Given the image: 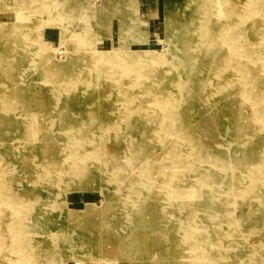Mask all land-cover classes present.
Instances as JSON below:
<instances>
[{
    "label": "rangeland",
    "instance_id": "374dc122",
    "mask_svg": "<svg viewBox=\"0 0 264 264\" xmlns=\"http://www.w3.org/2000/svg\"><path fill=\"white\" fill-rule=\"evenodd\" d=\"M207 23L219 29L200 40ZM143 52L171 53L175 73ZM249 85L258 97L245 100ZM263 90L264 0H0V264H259L264 227L250 224L264 220V198L247 197V186L213 188L224 204L214 222L203 220L211 227L200 250L183 232L198 203L210 209L199 184L242 175L146 172L150 157L170 174L219 169L230 107L231 120L240 116L263 141L264 113L252 114ZM173 147L180 156L171 161ZM190 202L194 210L172 218L176 203ZM230 218L240 227L220 240L219 222Z\"/></svg>",
    "mask_w": 264,
    "mask_h": 264
},
{
    "label": "bare ground",
    "instance_id": "6f19581e",
    "mask_svg": "<svg viewBox=\"0 0 264 264\" xmlns=\"http://www.w3.org/2000/svg\"><path fill=\"white\" fill-rule=\"evenodd\" d=\"M191 6V5H190ZM183 11V10H182ZM177 13V12H176ZM188 13V12H187ZM240 13V12H239ZM184 14V13H183ZM188 15V14H187ZM253 15V14H252ZM176 17V16H175ZM180 18V17H179ZM171 19V18H170ZM169 19V20H170ZM244 21H246L245 19H243ZM181 21V20H180ZM179 21V22H180ZM178 22V23H179ZM197 23H195L194 22V25H196ZM248 24V23H247ZM249 25V24H248ZM195 29H196V27H195ZM217 30V29H219L218 27H216V28H214L212 25H210V24H202V29H200V31L196 34L195 33V31H194V33H195V36H197L200 40H206V38L207 37H209V36H207L206 34H208V33H210L211 32V30ZM245 33L248 35V34H252L251 33V31H250V27H248L247 26V30H245ZM231 48H232V46H231ZM185 52V51H184ZM72 53V52H71ZM144 53V52H143ZM100 55H102V54H100ZM136 55V54H135ZM149 55H152V56H154V55H156V54H154V53H152V52H146V53H144L142 56H144L145 58H147L148 60H149V62H153L152 64H156V65H159V64H161L162 66H166L167 67V70H166V72H167V75L168 74H171L172 72H174L175 73V64H173V63H171V62H173V61H171L168 57L169 56H171V53H169L168 55H166V57H164L163 59H160L161 58V56L159 57H157V58H153L152 56H150V57H148ZM182 55V54H181ZM187 55V54H186ZM73 57V56H72ZM75 58V57H74ZM111 58H112V56H111ZM127 58V57H126ZM178 57L176 56V57H174L173 56V60L175 59H177ZM108 60H109V57H108ZM148 60H146L145 62H148ZM179 60V59H178ZM126 61V60H125ZM15 62V61H14ZM209 62V61H208ZM159 63V64H158ZM195 63V62H194ZM150 64V63H149ZM76 66V65H75ZM146 66V65H145ZM98 67V66H97ZM155 67V66H154ZM157 67V66H156ZM76 68V67H75ZM96 68V67H95ZM78 69V68H77ZM87 70V69H86ZM98 70V69H97ZM143 70V69H142ZM185 71V70H184ZM183 71V72H184ZM198 71V70H197ZM85 72H87V71H85ZM97 73V72H96ZM86 74V73H85ZM184 74V73H183ZM194 74V73H193ZM66 74L64 73V75H63V79H65L66 78V76H65ZM100 75V74H99ZM76 76V75H75ZM98 76V75H97ZM107 76V75H106ZM84 77V76H83ZM99 77V76H98ZM181 77H182V75H178L177 76V78L179 79V81H181ZM79 78V77H78ZM107 78V77H106ZM190 78H192V77H190ZM202 78V77H201ZM105 79V78H104ZM216 79V78H215ZM96 80V79H95ZM99 80V79H98ZM244 80V79H243ZM8 81V80H7ZM102 81V80H101ZM190 81V80H189ZM245 81V80H244ZM260 81V80H259ZM98 82V81H97ZM169 83V82H168ZM174 83V82H173ZM177 84L178 83H180V82H176ZM212 83V82H211ZM244 83V82H243ZM262 83H263V81H262ZM65 84V83H64ZM88 84V83H87ZM86 84V85H87ZM176 84V85H177ZM228 84V83H227ZM231 84V83H230ZM245 84V83H244ZM248 84V83H247ZM253 84H256V83H253ZM102 85V84H101ZM180 85V84H179ZM226 85V84H225ZM224 85V86H225ZM263 85V84H262ZM111 86V85H110ZM178 86V85H177ZM212 86V85H211ZM215 86V85H214ZM107 87V86H106ZM109 87V86H108ZM181 87V86H180ZM103 88V87H102ZM104 89H106V88H104ZM173 89V88H172ZM176 89V88H175ZM96 90V89H95ZM103 90V89H102ZM188 90V89H187ZM225 90H226V88H225ZM259 90H260V88H259ZM100 91H101V89H100ZM105 90H103V92H104ZM117 91V90H116ZM178 91V90H177ZM185 91H186V89H185ZM190 91V90H189ZM193 91V90H192ZM264 91V90H263ZM226 92V91H225ZM101 93V92H100ZM105 93H107V92H105ZM258 91H256V92H254L252 89H251V87H250V85H249V87L247 86L246 87V89H245V91L243 92V94H241V97L243 98V99H245V100H247V98H249V97H251V96H254V97H258ZM113 95V94H112ZM111 95V96H112ZM226 95V94H225ZM261 94H259V96H260ZM232 96V95H231ZM224 97V96H223ZM208 98V97H207ZM206 99V98H205ZM215 99V98H214ZM226 99V98H225ZM207 100V103H209L208 101L210 100H208V99H206ZM227 100V99H226ZM111 101V100H110ZM124 101V100H123ZM178 101L179 100H177L176 102H174L173 104H176L177 106H178ZM219 101V100H218ZM223 102V101H222ZM224 103V102H223ZM171 104H172V102L170 103V101H168V100H166L165 102H164V104L162 105V104H160L159 103V105H162L163 106V109L164 110H168V109H166V108H168V106H171ZM217 103H215V105H216ZM221 104V103H220ZM216 106H218V105H216ZM264 106V105H263ZM263 106L260 104L259 106H257L256 107V109H253V111H252V114L253 115H255V116H257V115H260V116H257V118L258 119H261L262 120V116H261V114L262 113H264L263 111ZM232 108L230 107V108H228V110H227V117H228V119H227V123L224 125V127H223V130L221 131V133L218 135V137H219V139H220V141H219V144H217V148H221V151H220V155H221V157L220 158H218V159H216V160H218L219 162H220V167H219V169H207V171L205 172L206 174H202V173H199V172H196L197 171V167H194L193 169H191V168H189V170H187V171H179V172H174L173 170V172H171L172 174H170V173H168L167 171L168 170H170V167L169 168H166V167H164V169L162 170V169H155V167L151 164V159L153 158V157H150V160H148V162H149V171H147L146 173L147 174H150L152 171H156V172H158V171H160V172H158V173H160V175H161V177H164V178H169V177H176V178H179L178 179V181H181L182 180V178H184L187 174L189 175L191 172H193L194 174L195 173H197V174H200L199 175V177H200V179H199V181H205L207 178L208 179H213V181H214V179H216V180H219V178H213V176H215V177H219V176H221V177H224V175H235L236 173H239L240 175H242L241 177H242V179H241V177H240V180L239 179H232L231 181H224V182H222V183H219V182H210V184H207L206 186H203V184H199V186H201L202 187V192L204 193V197H205V199L207 198V199H209L210 201V203H211V206H210V209L208 210H206L205 208H202V205L204 204V201H202V204H201V202L200 203H198V202H190V203H188V205L190 204V206H185V209L184 208H182L181 207V205L182 204H179L178 205V203H176L175 205L172 203V205H174L175 206V209H176V211L174 212L175 213V215H173V217L172 218H174V217H176L177 215H176V213H181V212H183V211H185V214H186V212H188L187 214H189V212H191L192 210H196V217L195 218H189V219H187L185 222H184V228H185V230H183V232H185V233H187V235H188V237H186V239L188 238H190V239H195L196 238V240H198L197 241V243H194L193 244V246H194V250L196 251V250H200V243H202V242H206L208 239H207V237H208V232H209V230H210V228H209V226L211 227V224L210 223H207L209 226H206V224H203V220H207V218L208 219H210L211 221H213V217L211 216V213L212 212H218V211H220V210H218L217 208H216V206H217V204L216 203H219V207L221 206V204L223 203L224 204V202L221 200V202H218V200L217 201H215L214 200V197H212V192H214V190H213V188H215V187H218L219 189H222V188H224L225 186L226 187H230V189L231 190H229V192H232V193H234V191H236V190H234V186H236V185H241V186H247L248 187V189H249V191H247L245 194L246 195H248L247 197H252L253 199H256L257 201H259V200H261L262 198H264V140L263 141H260V139H262V134L260 133V132H258L257 130H251L250 132L248 131V133H246V130H247V128H241L240 126V122H241V119H240V116H238L237 117V119H236V117H234V119L233 120H231V112H232ZM128 111V110H127ZM137 113V112H136ZM202 113V112H201ZM127 114V113H126ZM140 114V113H139ZM140 117H141V115H140ZM178 117V116H177ZM179 118H181V116L179 115ZM182 119V118H181ZM229 121V122H228ZM260 122V121H259ZM249 126V125H248ZM123 131V130H122ZM181 131V130H180ZM204 132V131H203ZM264 132V131H263ZM185 135V134H184ZM184 137V136H183ZM253 139V140H255L256 141V143H253V144H247V142H245L246 141V139ZM157 141V140H156ZM263 146V147H262ZM151 147H152V145H151ZM154 147V146H153ZM152 147V148H153ZM159 150H160V148H159ZM25 152V151H24ZM150 152L152 153V150L151 149H149V154H150ZM158 153V152H157ZM178 153V151H176V148L174 149V147H173V150L171 151V153H169V154H171V155H169L168 156V160L169 159H171V161L174 159V160H177L178 158H179V156H180V154H177ZM239 153H242L241 155L239 154ZM24 154V153H23ZM148 154V155H149ZM163 156H165V157H167L166 155H163ZM162 157V156H161ZM161 157H159L158 159L160 160V161H162L163 159L161 158ZM164 157V158H165ZM156 158H157V156H156ZM155 159V158H154ZM142 162H144V161H142ZM156 162H158L157 160H156ZM167 163V162H166ZM238 163V164H237ZM216 167V166H215ZM239 167V168H238ZM157 168V167H156ZM126 171V170H125ZM187 172V173H186ZM122 173H124V169L122 170ZM154 173V172H153ZM245 175H248V177L247 178H245L244 176ZM190 176V175H189ZM206 176H208V177H206ZM206 177V178H205ZM181 179V180H180ZM185 179V178H184ZM115 181V180H114ZM141 182H137V185L136 186H144L143 184H140ZM182 183V182H181ZM203 183V182H202ZM145 187V186H144ZM205 188V190H206V192H204V189ZM237 192V191H236ZM237 195V194H236ZM245 195V196H246ZM235 196V195H234ZM218 197V196H217ZM243 196H236V197H234V204L236 205L237 204V202H238V200L239 199H241ZM204 199V200H205ZM243 201V200H242ZM163 202H167L166 200H164ZM248 202V201H247ZM246 202V203H247ZM51 203V202H50ZM197 203H198V205H197ZM209 204V203H208ZM55 205H57V204H55ZM193 205H197L194 209H193ZM45 206V205H44ZM256 206V205H255ZM208 207V206H207ZM235 207V206H234ZM258 207V206H257ZM230 208H231V205H230ZM250 208V207H249ZM259 208V207H258ZM55 209V208H54ZM202 209H204V210H202ZM46 210V209H45ZM264 210V209H263ZM235 211H236V208L235 209H233V208H231V210L229 211V212H227L228 214H232V215H235ZM245 211V210H244ZM239 212V211H238ZM251 212V211H250ZM35 213V212H34ZM34 213H28V212H24V214H22V216L23 217H30V216H33L34 215ZM262 213V212H261ZM264 213V212H263ZM37 215L39 214V213H36ZM254 214V213H253ZM256 214V213H255ZM51 215V214H50ZM62 215H63V213H62ZM235 216H237V214L235 215ZM211 217V218H210ZM231 217V216H230ZM234 218V217H233ZM253 218V223L252 224H250L251 226H253V228H254V230H257V229H260V230H262L263 228L262 227H264V220H260V219H256L255 217H252ZM264 218V217H263ZM175 219V218H174ZM234 219H226L225 221L226 222H221V224H220V222H219V226L222 228V229H225V227H226V229L225 230H222L221 231V235H222V238H220V240H226V239H233V237H234V231L232 230V228H234V230L235 229H238V227H240V224H238L237 223V221H236V223H234V221H233ZM246 220V219H245ZM198 221V223H199V225L201 224V226H199L198 225V227H201V228H199L200 229V231H193L192 230V226H191V224H196V222ZM244 221V220H243ZM214 222V221H213ZM248 223V222H247ZM47 224V223H46ZM226 224V225H225ZM47 226V225H46ZM227 227L229 228L230 227V230H228L227 229ZM55 230V229H54ZM197 233V235H194V234H196ZM52 234V240H54L53 241V243H52V248H57L58 249V247H59V243L57 242V240H59V237H58V235L59 234H57L56 232H54V233H51ZM264 235V234H263ZM207 236V237H206ZM129 242H131V238H128L127 239V242L126 243H124V246L125 247H127L128 248V244H129ZM262 242V241H261ZM260 243V242H259ZM116 244V243H115ZM114 244V245H115ZM262 244H264V239H263V242H262ZM132 246H130V248H131ZM55 248H54V251H56L55 250ZM130 248H128L129 250H130ZM132 249H133V247H132ZM32 250V249H31ZM36 251V250H35ZM140 251V250H139ZM34 251L32 250V253H33ZM137 256V255H136ZM140 256V258H142L143 256H141V255H139ZM23 257V256H22ZM134 257H135V255H134ZM153 258V257H152ZM152 258L151 259H147V258H145V257H143V260L144 261H147V260H152ZM204 258H207V260H208V255H205L204 256ZM175 260V259H174ZM176 261H177V259H176ZM25 262V261H24ZM24 264V263H23ZM259 264H264V259H263V261H260V263Z\"/></svg>",
    "mask_w": 264,
    "mask_h": 264
}]
</instances>
